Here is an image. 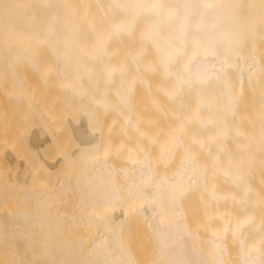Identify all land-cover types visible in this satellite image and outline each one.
<instances>
[{
  "label": "bare ground",
  "instance_id": "6f19581e",
  "mask_svg": "<svg viewBox=\"0 0 264 264\" xmlns=\"http://www.w3.org/2000/svg\"><path fill=\"white\" fill-rule=\"evenodd\" d=\"M0 264H264V0H0Z\"/></svg>",
  "mask_w": 264,
  "mask_h": 264
}]
</instances>
